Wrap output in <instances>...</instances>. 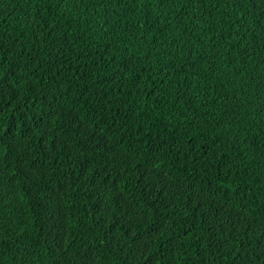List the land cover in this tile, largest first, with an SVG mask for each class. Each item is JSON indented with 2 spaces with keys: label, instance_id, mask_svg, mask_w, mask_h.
Masks as SVG:
<instances>
[{
  "label": "trees",
  "instance_id": "trees-1",
  "mask_svg": "<svg viewBox=\"0 0 264 264\" xmlns=\"http://www.w3.org/2000/svg\"><path fill=\"white\" fill-rule=\"evenodd\" d=\"M0 264H264V0H0Z\"/></svg>",
  "mask_w": 264,
  "mask_h": 264
}]
</instances>
